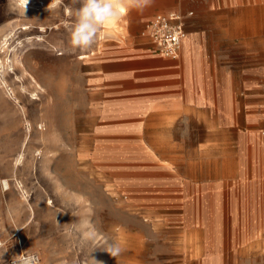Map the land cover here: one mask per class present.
<instances>
[{
    "label": "rangeland",
    "instance_id": "obj_1",
    "mask_svg": "<svg viewBox=\"0 0 264 264\" xmlns=\"http://www.w3.org/2000/svg\"><path fill=\"white\" fill-rule=\"evenodd\" d=\"M231 1L218 19L227 40L223 29L214 38L234 55L232 72L219 78L235 88L222 102L240 105L239 119L230 138L206 139L185 118L196 93L162 102V74L174 69L162 61L180 66L184 42L177 59L149 58L122 17L90 48H74L81 0H28L25 11L21 0H0V42L10 36L0 48L10 61L0 73V264L33 256L38 264H264V154L244 150L240 136L251 127L264 141V0ZM116 45L131 52L130 82L107 65ZM244 62L262 67L260 93L243 87ZM116 244L123 250L113 257L107 249Z\"/></svg>",
    "mask_w": 264,
    "mask_h": 264
},
{
    "label": "crops",
    "instance_id": "obj_2",
    "mask_svg": "<svg viewBox=\"0 0 264 264\" xmlns=\"http://www.w3.org/2000/svg\"><path fill=\"white\" fill-rule=\"evenodd\" d=\"M231 6V0H153L151 6L145 8L143 11L132 9L125 12V14L122 13L118 18L121 19L124 17L122 27L126 29L128 34L142 40L145 46L144 51L148 57L157 59L158 57L164 56L160 55L154 49L148 39L140 35L144 24L157 13L179 11L185 15L186 37L183 40L184 46L180 59L181 64L180 66H173L162 61V69H164V71H166V68H174L172 71H169V73L162 74V78H165L162 79V102L174 100L178 98V95L183 93H196V99L184 105L190 112V115H186L185 118H187L190 123L198 125V127L202 125L204 127L202 128L205 131L206 139H218L220 135H222L224 139L230 138L231 129L239 119L238 110L240 109V105H232V107H229L222 102L223 93L235 92V88L228 82L219 78L222 73L226 72L230 74L232 72L234 65H232L231 60L234 59V55L231 54L229 48H219L218 42H216L214 38L215 31L217 30L218 32L222 29V34L224 36L223 40L226 37L224 35L225 28H221L218 19L222 18L220 13L229 10ZM189 12H192V14L188 15ZM194 13L196 14L194 15ZM204 18L210 21L206 29L199 26V22ZM260 28H262V23H260ZM259 39V42L262 44L261 38ZM225 40H227V37ZM122 48L123 47L120 45L111 46L108 53L111 59L107 61L108 66L122 69L114 73V77L117 78L120 83L130 82V78L136 71L130 62L132 58L127 57L131 52L126 49L123 50ZM138 48L139 46L134 47L135 50ZM238 50V59L245 60V56L248 53L245 37L240 38ZM259 50L263 52V46H260ZM240 65L241 63L239 66ZM238 73L242 77L243 87L245 89L259 90L260 93V83L258 82L261 81L263 75L260 65H255L254 68L249 69L244 62L239 67ZM166 77H168V79H166ZM247 81L253 82V84L248 86L246 83ZM246 91L247 90H244L243 92L245 93L243 97L244 100H247L249 96L246 94ZM208 92H214L216 101L204 96V94ZM232 111H235V117L231 114ZM244 132L240 134V136H244L241 140V143H244V150L247 151V148L250 150L257 148L259 153L261 152V155L264 154V141H256L254 128H246ZM261 135L264 136L262 131ZM206 144L200 145H210L209 142ZM229 144L230 143L226 144V148L228 149ZM229 172L230 169L228 168L227 175H223V180L229 178ZM260 178V183L264 188V166L262 167ZM218 185V183L212 181L211 188H216ZM246 202L249 204L252 202V199L247 197ZM247 208V212L253 215L254 211L249 207ZM258 217L264 219V211L261 212V214L259 213ZM250 233L251 235L254 234L253 230H251Z\"/></svg>",
    "mask_w": 264,
    "mask_h": 264
},
{
    "label": "clouds",
    "instance_id": "obj_3",
    "mask_svg": "<svg viewBox=\"0 0 264 264\" xmlns=\"http://www.w3.org/2000/svg\"><path fill=\"white\" fill-rule=\"evenodd\" d=\"M27 3L28 0H23L24 11ZM152 3L153 0H81V7L75 10L70 44L74 48L86 50L95 43L98 32L106 22L117 20L122 13L132 9L143 11ZM83 223L88 226L87 221ZM84 235L92 238L95 232L87 231ZM122 250L119 244L107 249L113 257L118 256ZM30 264H38V258L30 257Z\"/></svg>",
    "mask_w": 264,
    "mask_h": 264
},
{
    "label": "built area",
    "instance_id": "obj_4",
    "mask_svg": "<svg viewBox=\"0 0 264 264\" xmlns=\"http://www.w3.org/2000/svg\"><path fill=\"white\" fill-rule=\"evenodd\" d=\"M140 35L148 39L160 55L177 59L186 37L185 15L179 11L157 13L146 21Z\"/></svg>",
    "mask_w": 264,
    "mask_h": 264
},
{
    "label": "bare ground",
    "instance_id": "obj_5",
    "mask_svg": "<svg viewBox=\"0 0 264 264\" xmlns=\"http://www.w3.org/2000/svg\"><path fill=\"white\" fill-rule=\"evenodd\" d=\"M21 5H23V0H21ZM24 6V5H23ZM26 7H28V5H26ZM125 14V13H124ZM114 21V20H113ZM113 21H109V22H106L103 26H105V25H107V24H109V23H111V22H113ZM116 22V21H115ZM102 26V27H103ZM40 28L41 29H43L42 28V26H40ZM19 29L20 30H26V29H29V26H27V25H20L19 26ZM103 31V30H102ZM9 38H10V36H9V34H7L6 36H4V38L1 40V42H0V48H7L8 47V41H9ZM62 53L60 52V53H58L57 55H61ZM84 56V55H83ZM83 56H81V57H83ZM7 60L5 59V61L4 60H1L0 59V73H1V68H3L4 67V63L6 62ZM8 63L10 62V61H7ZM17 63L19 64V65H22L23 63L21 62V60H18L17 61ZM9 67L11 66L10 64L8 65ZM0 83L1 84H4V86H5V88L7 87V83H6V81L0 76ZM4 182V186L6 187V189L8 188V186H9V183H8V181H6V180H4L3 181Z\"/></svg>",
    "mask_w": 264,
    "mask_h": 264
}]
</instances>
